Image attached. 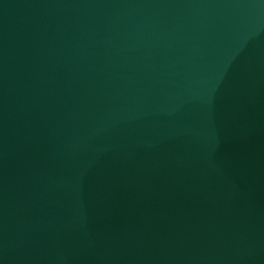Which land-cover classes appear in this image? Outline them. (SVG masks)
<instances>
[{"label":"water","instance_id":"95a60500","mask_svg":"<svg viewBox=\"0 0 264 264\" xmlns=\"http://www.w3.org/2000/svg\"><path fill=\"white\" fill-rule=\"evenodd\" d=\"M0 264H264V0H0Z\"/></svg>","mask_w":264,"mask_h":264}]
</instances>
